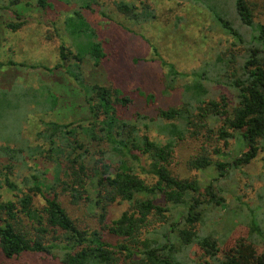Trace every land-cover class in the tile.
Instances as JSON below:
<instances>
[{
    "label": "trees",
    "instance_id": "trees-1",
    "mask_svg": "<svg viewBox=\"0 0 264 264\" xmlns=\"http://www.w3.org/2000/svg\"><path fill=\"white\" fill-rule=\"evenodd\" d=\"M21 1L0 2V10L9 11L15 20L2 22L5 29L25 28L33 14L44 13L60 44L51 67L15 62L12 54H7L5 64L0 62L4 73L0 81L14 84L28 73L25 69H41L39 75L50 81V85L40 81L37 88L16 83L9 90L0 89V257L14 260L42 254L59 264H264V252L256 255L246 245L230 251L222 261L217 257L223 253L217 241L196 230L212 210L224 206L227 190L222 182L264 152V25L254 22L249 3L186 0L200 7L234 47L189 73L159 59L167 70L163 93L175 90L179 80L182 83L179 104L130 117L127 112L137 90L126 92L90 76V71L111 61H107L110 44L104 37L108 35L93 23L98 11L102 18L111 19L101 3ZM137 1L138 5L116 2L115 12L131 24L154 21L157 16L150 5ZM235 47L241 55L232 52ZM4 66L7 69L1 71ZM66 76L73 84H67L60 97L58 81ZM213 85L226 88L232 98L221 93L211 96ZM137 94L147 104L156 102L151 94ZM35 108L61 121L67 117L60 110L67 109L73 120L42 121L35 135L39 144H33L24 137L23 128ZM199 137L201 144L185 163L196 175L211 174L204 187L198 175L184 178L171 168L176 148L188 140L195 146ZM232 139L239 140L242 149L227 158L222 149ZM29 160L61 166L65 179L45 186L44 171L21 177ZM142 161L145 166L135 168ZM16 171L20 181L12 179ZM87 180L95 187L94 196L87 193ZM59 192L70 193L71 203L84 201L93 210L98 220L94 228L78 226L61 204ZM257 199L261 208H248V218L264 243V194ZM114 203L126 209L110 220L107 210ZM193 243H199L203 256L188 261L185 254Z\"/></svg>",
    "mask_w": 264,
    "mask_h": 264
},
{
    "label": "rangeland",
    "instance_id": "rangeland-1",
    "mask_svg": "<svg viewBox=\"0 0 264 264\" xmlns=\"http://www.w3.org/2000/svg\"><path fill=\"white\" fill-rule=\"evenodd\" d=\"M145 1L150 5L151 10L155 12L157 18L141 25L131 24V22L124 20V17L115 12L114 8V3L116 2H134L138 5L137 0H98L97 2L101 3L100 6H103V9L111 17L108 20L100 16L98 11L100 6L93 7L95 11H98L93 18L94 25L100 32L108 35L104 37L108 39L110 44L107 61H111L104 64L102 68L90 71L92 79H96L101 82L100 84L106 86L120 87L126 92L137 90L142 92L143 96L151 94L156 98L155 104L151 102L147 104L143 99L144 97L138 96L137 91L136 93L133 92L135 101L127 112L130 117L135 116L138 112L152 114L160 108L167 109L179 104L180 85L182 83L179 80L175 90L169 91L167 94L163 93L164 72L167 70L160 64L159 59L174 64L179 71L189 73L193 69H199L200 66L207 62H213L217 53L228 51L234 47L231 38L224 35L217 28L215 22L197 5L190 4L186 0ZM203 1L194 0L192 2ZM246 1L252 9L254 22L264 25V0ZM0 2H6V0H0ZM21 2L24 4V2H34V0H22ZM47 20L44 13H35L29 18L25 28L12 32L5 29L1 23L15 20L9 11L1 9L0 41L2 43L0 47L3 48L0 53V62L5 64V62L9 61L7 54H12L14 55L12 56L13 61L25 63L29 66H33L38 62L46 63L50 67L55 65L58 59L57 48L60 40L58 36L54 35L53 26ZM125 28L130 29L133 33L124 32ZM246 31L250 34L247 29ZM48 37L50 39H47ZM10 48L13 49L11 53H9ZM155 52L157 53L156 55H154ZM232 52L241 55L242 50L235 47ZM6 69L7 67L4 66L1 71ZM84 69L88 70L89 66H84ZM25 70L24 72H28L29 75L28 73H25V75L23 73L14 84L20 83L25 88L30 86L37 88L41 85L40 81H42L50 85L49 80H46L42 74L39 75L43 72L41 69ZM3 74V72H0V79ZM65 79L58 81L60 88L56 95H60V97L67 91V84L72 83L68 77L67 81ZM14 84L0 81V89L6 88L5 90H9ZM219 93L226 95L229 99L232 98L226 88L213 85L211 87V96H217ZM78 103L79 101L76 100V104ZM31 111L29 112L27 123L24 125L23 135L29 138L33 144H39L35 135L41 129L42 121H55L65 124L73 120L72 114L67 109L60 110V114L63 117H67L63 121L53 113L44 114L36 108L31 109ZM200 140L202 139L199 137L198 141L197 139L194 141L195 146L191 145L192 142L188 140L176 148L175 157L171 164V168L176 174L188 179L198 175L193 171L187 170L185 160L187 155L191 154L197 146L199 147L201 144ZM240 149H242L240 141L232 139L228 147L222 149V152L225 157L231 158ZM142 164L145 166L143 161L137 165L133 163V165H136L135 168ZM113 165L116 166V164ZM55 167L50 164H41L40 162L29 160L27 168H23L21 173L16 171L17 174L15 172L12 179L20 181L16 180L19 177L18 173H20L21 177H26L34 173V170L40 171L41 175L42 171H44L45 174L43 173L42 180L45 186H48L51 182L58 183L65 179L64 169L61 166ZM138 172H140L139 169ZM210 175V173L198 175L197 180L200 186H206ZM221 186L227 190L226 194H223L225 197L224 206L216 207L212 210V214H209L203 223H199L196 230H200L201 234L212 237L217 241L218 247L223 250V253L222 251L219 252L217 257H222L220 259L222 261L230 251L244 245L251 247L256 255L263 253L264 243L252 231L247 209L260 207L257 197L259 194H264L262 191L264 187V152L258 153L250 164L243 166L240 172L234 173L230 179L222 182ZM86 188L87 193L94 196L95 187L90 180H87ZM58 194H60L61 204L67 208L69 215L78 226L88 229L94 228L93 226L98 222L97 215L93 214V210L90 207L83 204L84 201H80L79 204H73L71 203L73 199L70 193L68 195V193L61 194L59 192ZM238 197L239 199L237 200ZM125 209L126 205L114 203L108 207L107 218L110 220L115 219ZM259 216L262 217L263 213ZM202 254L203 251L199 243H193L186 252L185 257L188 261L197 260L203 256ZM0 264L59 263L51 257L47 258L42 254H24L14 260H5L0 257Z\"/></svg>",
    "mask_w": 264,
    "mask_h": 264
}]
</instances>
